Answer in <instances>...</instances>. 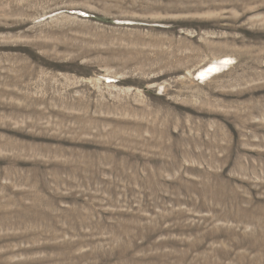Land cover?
<instances>
[{"label": "rangeland", "instance_id": "1", "mask_svg": "<svg viewBox=\"0 0 264 264\" xmlns=\"http://www.w3.org/2000/svg\"><path fill=\"white\" fill-rule=\"evenodd\" d=\"M0 264H264V0H0Z\"/></svg>", "mask_w": 264, "mask_h": 264}, {"label": "bare ground", "instance_id": "2", "mask_svg": "<svg viewBox=\"0 0 264 264\" xmlns=\"http://www.w3.org/2000/svg\"><path fill=\"white\" fill-rule=\"evenodd\" d=\"M213 68V67H212ZM212 68H210V69H212ZM209 70V69H208ZM202 74V73H201Z\"/></svg>", "mask_w": 264, "mask_h": 264}]
</instances>
